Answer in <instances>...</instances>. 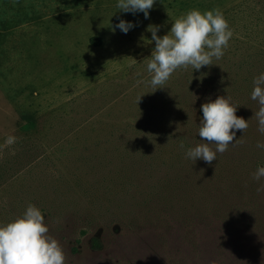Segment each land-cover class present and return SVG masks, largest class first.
<instances>
[{"label":"rangeland","instance_id":"1","mask_svg":"<svg viewBox=\"0 0 264 264\" xmlns=\"http://www.w3.org/2000/svg\"><path fill=\"white\" fill-rule=\"evenodd\" d=\"M117 3L0 0V224L34 204L67 264H264V178L252 179L264 135L250 120L264 0H156L147 19ZM217 7L234 31L221 59L162 89L137 83L150 78L149 25L163 37L181 14ZM120 20L134 27L113 31ZM219 96L250 120L243 143L211 165L185 158L201 105Z\"/></svg>","mask_w":264,"mask_h":264},{"label":"clouds","instance_id":"2","mask_svg":"<svg viewBox=\"0 0 264 264\" xmlns=\"http://www.w3.org/2000/svg\"><path fill=\"white\" fill-rule=\"evenodd\" d=\"M155 2L118 0L116 7L124 13L141 12L147 19ZM133 27L131 22L120 20L113 31L118 28L126 34ZM147 31L155 42L146 65L150 78L137 83H144L154 90L162 89L178 69L191 66L198 71L202 67L211 66L213 59L219 60L224 56L234 35L219 7L204 12L191 9L181 14L172 23L170 32L163 37L157 35L159 26L149 25ZM251 99L258 104V110L250 120L257 121V130L264 135V73L253 79ZM238 107L228 96H219L214 101L202 104L203 118L198 131L200 142L186 150L185 158L194 162L203 160L211 165L217 161L218 153L223 154L230 146L242 144L243 135L236 139V133H244L250 120L236 115ZM16 140L15 136L10 135L5 143L11 145ZM179 147L184 149L183 142ZM257 147L264 149V143L258 142ZM261 178H264V167L258 166L252 173V179L260 181ZM257 192H264V184L257 188ZM49 233L50 229L41 210L34 204H28L22 215L11 222L0 224V264H67L63 246Z\"/></svg>","mask_w":264,"mask_h":264},{"label":"trees","instance_id":"3","mask_svg":"<svg viewBox=\"0 0 264 264\" xmlns=\"http://www.w3.org/2000/svg\"><path fill=\"white\" fill-rule=\"evenodd\" d=\"M100 42H101V39H100V38H92V39L90 40V43H91L92 45L96 46V47H98V46L100 45ZM95 241H96V240H95ZM94 243H95L96 246L98 245L97 242H94Z\"/></svg>","mask_w":264,"mask_h":264}]
</instances>
